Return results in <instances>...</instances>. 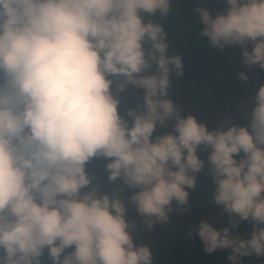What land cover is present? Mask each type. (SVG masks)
Instances as JSON below:
<instances>
[{
	"label": "clouds",
	"instance_id": "1",
	"mask_svg": "<svg viewBox=\"0 0 264 264\" xmlns=\"http://www.w3.org/2000/svg\"><path fill=\"white\" fill-rule=\"evenodd\" d=\"M175 3L0 0V264H158L134 232L188 212L200 173L229 226L201 220L186 239L195 233L206 254L230 250L228 264L264 258V84L237 109L244 124L177 103L185 65L153 19ZM223 3L215 16L195 9L197 35L239 47L259 77L264 0Z\"/></svg>",
	"mask_w": 264,
	"mask_h": 264
},
{
	"label": "rangeland",
	"instance_id": "2",
	"mask_svg": "<svg viewBox=\"0 0 264 264\" xmlns=\"http://www.w3.org/2000/svg\"><path fill=\"white\" fill-rule=\"evenodd\" d=\"M210 4H213V16H215L217 12L223 11L226 7L223 0H194L190 12L180 19V33L169 38L170 46L174 39L176 40L173 44V51L181 57H185L188 54L185 33L200 18L195 9L197 7L209 9ZM153 19L163 23L160 20L159 15ZM165 29L169 31L168 27H165ZM217 66L218 73L214 80L206 82L200 79L198 82L189 83L184 90L200 88L207 99H211L216 95H226L228 97L227 109L222 116L227 113H233L235 116L234 122L244 124L246 121L240 118L241 114L237 112V109L242 107L244 100L251 99L259 86L264 84V72L261 73L258 81H256L252 75H249V81L244 83L239 79L238 73L242 71L247 73V71L243 68L241 61L235 55H230L219 60ZM254 71L256 73L259 69L254 68ZM132 106V104L125 105V107ZM184 107L186 111L193 112L198 115L200 119L204 121L207 120L208 117L206 116L209 113L208 108L190 109L186 106ZM201 155L202 157L204 156L203 153ZM205 171H207V169H205ZM110 187L107 191H110ZM214 187L210 176H206L204 173L198 174L197 186L195 189L190 190L189 204L186 206L188 212L181 216L173 214L172 221L169 225H157L155 236L150 242H148L153 248L154 254L157 250L168 249L174 243L178 233L191 230L192 226L198 224L201 220H210L217 228L229 226L227 223V214L224 213L220 207L210 203ZM128 194L127 190L123 193V195ZM138 217L139 216L136 215L134 207L129 206L128 219L135 223ZM238 231L242 236L250 234L251 225L247 222H241ZM229 254L230 250H218L212 255L207 256L202 255L200 252H195L185 259L184 264H228L227 256ZM257 260H259L260 264H264V258L258 259L255 256L244 258V264H252V262H256Z\"/></svg>",
	"mask_w": 264,
	"mask_h": 264
},
{
	"label": "trees",
	"instance_id": "3",
	"mask_svg": "<svg viewBox=\"0 0 264 264\" xmlns=\"http://www.w3.org/2000/svg\"><path fill=\"white\" fill-rule=\"evenodd\" d=\"M193 1L194 0H176V3L173 5V11L169 14V16L163 19L160 18L164 26L169 28V38L180 33V19L190 12ZM208 10L213 15V4H210V8ZM202 27L203 25L201 24L199 18L185 33L188 54L185 57H182L183 63L185 65V72L184 76L179 82V86L175 90V94L180 98V100H177V102H182L187 108H208L209 113L206 116L208 117L206 122L215 123L226 111L228 97L224 94H221L216 95L211 99H207L203 95V91L200 88L192 90H184V88L189 83L198 82L200 79L206 82L214 80L218 73V61L230 55H235L241 61V49L239 47H229L221 51L209 47L207 39L201 38L197 35ZM174 42H176L175 39L170 46L172 50L174 49ZM243 68L246 69L248 75H252L256 81L259 80L260 77L255 75L254 68L251 71H249L244 65ZM102 169L103 162H97L96 172L98 177L102 173ZM109 187L111 188V191L116 186L106 184L105 190H107ZM208 221L212 223V221ZM135 223L140 225L142 223L141 218L138 217ZM156 232L157 225L154 226V229L151 233L137 230L134 232V236L137 243H148L153 239ZM187 232L188 231L178 233L174 243L168 249H161L155 252L154 255L158 264H184L185 259L195 252H200L204 256L212 255L206 254L203 251V245L195 233H193V239L187 240L185 237ZM252 264L260 263L259 260H257L256 262H252Z\"/></svg>",
	"mask_w": 264,
	"mask_h": 264
}]
</instances>
